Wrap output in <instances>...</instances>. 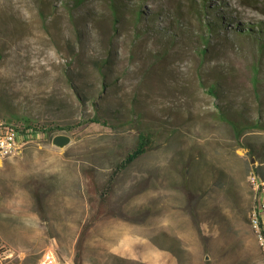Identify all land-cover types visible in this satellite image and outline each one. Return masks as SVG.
<instances>
[{"label": "rangeland", "instance_id": "1", "mask_svg": "<svg viewBox=\"0 0 264 264\" xmlns=\"http://www.w3.org/2000/svg\"><path fill=\"white\" fill-rule=\"evenodd\" d=\"M126 1L143 16L127 11L113 29L109 0H0V120L22 140L0 163L8 264H37L49 246L73 264L95 212L90 171L104 182L149 126L153 147L118 174L113 213L84 231L83 264H264L248 183L251 171L264 177V126L236 132L219 114L228 98L252 120L259 94L264 119V51L257 30L235 24L264 25V0ZM214 79L220 95L206 88ZM94 102L109 107L101 122L88 120ZM131 106L141 118L127 116ZM59 133L72 138L62 148Z\"/></svg>", "mask_w": 264, "mask_h": 264}, {"label": "trees", "instance_id": "2", "mask_svg": "<svg viewBox=\"0 0 264 264\" xmlns=\"http://www.w3.org/2000/svg\"><path fill=\"white\" fill-rule=\"evenodd\" d=\"M67 1H72V4L70 5V8L72 6V8H74V6H76L77 4L82 3L84 0H67ZM109 3L112 7V28L115 29L116 27V23L119 21V16L121 18H127V11L131 14V19L128 20H140L143 16V10L141 9V5H134L136 7H129V4L127 3L126 0H109ZM206 8V9H205ZM195 11L197 13H202L204 12V9L207 10L208 9V5L205 3H200L199 5L196 4L195 6ZM209 23V22H208ZM216 21L214 22H210L208 25H213L215 26ZM235 24L239 25V30L242 32V34H247L250 36H253L255 30L257 33V41H260V49L264 51V25H259L258 27H255V25L251 24V23H240V21L236 20ZM240 36H243V35ZM202 38L204 39V36H202ZM254 38V37H253ZM206 51V48L203 49V52ZM94 64L100 68V70H102V75L103 78H105V80L111 79L112 73H104L105 69L102 68L103 66H105V64H108L107 59H97L94 61ZM258 73L254 74V79L256 81V83L259 81L258 78ZM108 82V81H105ZM258 86V85H257ZM207 90L214 94V95H220V90L222 88V85L220 83L219 79H214L212 81H210L208 83V85L206 86ZM258 89V87H257ZM82 92V97H88L86 91L84 90V88L79 89ZM258 97V103H257V107L255 108L254 106L251 107L253 109H256L259 111V114L257 115V117H255L254 119H249V117H247V113L245 110V108L243 107V105H241L240 107H236V109H233L232 107H230V100L228 98H224L223 100H221V107L219 108V114L221 116V118L223 120H225L236 132H239L241 129L243 130L246 127H259V126H264V119L262 117V113H263V100L260 97V95H257ZM95 103V102H94ZM226 103V105L224 104ZM246 103V102H244ZM232 104V103H231ZM96 115H94L92 118L88 119L91 120L92 122H101V118L98 115H101L102 113L105 114V112H107V110L109 109V107H106L104 105H99L96 104ZM108 106V105H107ZM233 106V105H232ZM111 107H110V114L111 116L113 114H116L115 111H111ZM120 110H118L119 112ZM12 116L18 119H24L26 121H29L31 119V116L29 114L23 113V114H19L16 110L12 111ZM127 116H131L132 114L135 116H142L141 112H137L136 108H132V106L130 107L129 111L127 110L126 112ZM231 114H235L238 118L232 116ZM135 118V117H134ZM131 118V119H134ZM141 118V117H140ZM141 120V119H140ZM14 124V123H13ZM15 125V124H14ZM16 128L18 130L19 127L16 126ZM39 129H37L36 127L33 128L34 132H38ZM153 129H151V127L149 126L148 128H143V130H141L138 135H137V139H136V143H135V147L133 149H131L130 151H128L127 153H124V156L120 159H118L112 166V169L110 171V175L109 177L103 182L100 181H96L92 171H90V184L93 190V197H91V204H93V206L95 207V212L91 218V220L89 221V223H87V225H85V230H83L78 242H77V246H76V254L74 256V262L73 264H83V260H82V247H83V241H84V231H86V229L88 228V226L90 224H92L96 219L100 218V216L102 214H112L113 211H111V207H110V195H111V191L112 188L114 186V181L116 180L118 174L120 173V171L122 170V168L127 167L128 165H130L132 162H134L139 156H141L144 152H146L148 149L153 147V143H154V136L155 133L154 131H152ZM253 149L254 153H261V151H258L256 149V147L254 145H250ZM258 171V170H257ZM258 174H260V172H257ZM261 175V174H260ZM262 176V175H261Z\"/></svg>", "mask_w": 264, "mask_h": 264}, {"label": "built area", "instance_id": "3", "mask_svg": "<svg viewBox=\"0 0 264 264\" xmlns=\"http://www.w3.org/2000/svg\"><path fill=\"white\" fill-rule=\"evenodd\" d=\"M22 144L19 130L12 122L0 120V163L15 154ZM248 183L254 186L255 207L249 211L250 225L264 256V177L256 171L248 174ZM12 250L0 239V264H8ZM37 264H60L56 249L47 247Z\"/></svg>", "mask_w": 264, "mask_h": 264}, {"label": "water", "instance_id": "4", "mask_svg": "<svg viewBox=\"0 0 264 264\" xmlns=\"http://www.w3.org/2000/svg\"><path fill=\"white\" fill-rule=\"evenodd\" d=\"M71 136L67 133H59L53 137V144L58 147H65L71 142Z\"/></svg>", "mask_w": 264, "mask_h": 264}, {"label": "bare ground", "instance_id": "5", "mask_svg": "<svg viewBox=\"0 0 264 264\" xmlns=\"http://www.w3.org/2000/svg\"><path fill=\"white\" fill-rule=\"evenodd\" d=\"M252 187V190H253V193H254V186H251ZM255 207V196H254V204H253V207L252 208H254Z\"/></svg>", "mask_w": 264, "mask_h": 264}]
</instances>
